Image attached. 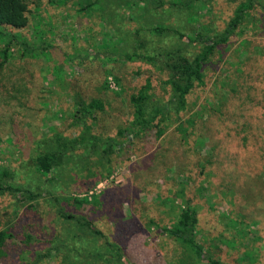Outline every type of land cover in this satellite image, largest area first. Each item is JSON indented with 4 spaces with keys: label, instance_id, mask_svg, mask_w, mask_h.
<instances>
[{
    "label": "rangeland",
    "instance_id": "1",
    "mask_svg": "<svg viewBox=\"0 0 264 264\" xmlns=\"http://www.w3.org/2000/svg\"><path fill=\"white\" fill-rule=\"evenodd\" d=\"M239 1L215 0L201 10V19L209 28L222 29ZM38 4V9L33 4L28 7L32 12L27 13L29 23L25 27L7 28L16 38L10 42V57L0 70V173L8 172L0 181L34 194L50 193L26 197L23 202L15 195H0V229L14 235L3 246L0 264H84L82 258L70 260L64 253L66 245L61 250L57 248V237H76L78 226L60 217L55 203L49 201L53 197L61 200L60 208L65 213L80 212L112 235L123 253H131L138 264H161L155 256L160 257L163 249L170 254L167 259L183 257L184 248L171 239L172 244L162 229L175 223L183 205L188 204L198 212L196 231L204 250L228 264H264V247L259 246L264 245V230H257L259 223L264 225V202L253 201L236 208L230 193L220 192L213 177L214 140L208 138V133L218 135L224 126L217 121L213 125L208 108L198 112L200 105L210 102V96L215 94L213 85L225 65L235 74L230 86L239 84L238 77H242L252 95L250 84L256 83L250 79V71L244 76L234 73L238 66L235 62L243 60L235 58L234 44L222 60L218 53L207 63L211 88L200 95L193 92L189 98L186 117L193 116L197 121L189 128L191 133L175 129L177 124L172 121L160 136L155 129L128 142L116 130L131 120L127 116L130 95L144 80L148 66L134 62L140 57L128 58L127 54L173 45H181L193 54L200 49L198 44L186 38L178 41L173 36H155L149 29L154 24L172 25L191 35L187 29L191 23L182 13L168 8L153 10L137 0H99V6L86 11L79 10L73 0H39ZM135 27L140 28L138 35L146 41L142 49L135 46ZM4 38H0V48ZM251 41L259 49L256 42L264 41V37ZM23 43L33 50H27ZM227 61L234 63L229 65ZM73 89L80 90L85 98L96 97L104 102V111L95 110L93 118L87 119L91 124L89 133L99 134L101 146L92 148L87 144L67 151L59 166L48 174L41 173L30 160L39 152L38 141L55 131L69 138L79 136L84 129L71 124ZM260 114V108L250 112L254 121ZM209 115L212 130L207 133L202 125ZM230 119L233 122H222L234 131L243 116ZM236 131L240 132L239 127ZM110 138L116 149L110 157H102V147ZM88 170L94 172L91 177L100 179L93 188L86 189L90 185V179L85 177ZM83 196L94 201L79 207L72 198ZM26 233L31 239H26ZM87 241L82 236L67 245L80 250ZM38 252L50 255L36 259ZM195 264L208 262L203 257Z\"/></svg>",
    "mask_w": 264,
    "mask_h": 264
},
{
    "label": "trees",
    "instance_id": "2",
    "mask_svg": "<svg viewBox=\"0 0 264 264\" xmlns=\"http://www.w3.org/2000/svg\"><path fill=\"white\" fill-rule=\"evenodd\" d=\"M98 1L73 0L74 4L79 6L78 9L82 11L99 6ZM137 1L152 6L153 10L168 8L184 14L187 22L191 23L190 27H187L191 35H186L172 25L154 24L149 29L154 32L155 36L159 37L173 36L178 41L186 38L189 42L198 44L200 49L191 54L189 51H184L181 45H173L158 51L147 49L144 53L132 52L127 54L128 58L131 56L140 57L134 62L144 63L148 66V69L136 92L130 95L127 116L131 120L124 123V127L118 128L116 134L125 136L128 142L132 139L134 141L139 136L155 129L156 135L160 136L172 121L173 124H177L175 129L177 128L184 134H187L188 130L191 133L192 130L189 128L195 126L197 121L193 116L186 117L189 98L193 92L194 95H200L201 92H206L211 88L207 78V63L212 56L218 53L219 60H222L227 49L234 44L232 51L235 58L242 57L241 60L243 59L240 64L237 61L235 62L238 66L235 68L234 73L244 76L250 71V79L256 83L250 84L253 89L252 95L246 89V82L242 77H238L239 84L230 86V82L235 79V74L229 72V68L225 65L221 73L217 75L213 85V87H216L215 94L210 96V102L200 105L198 112L202 108H208L212 111L213 125L217 121L224 126L220 134L209 135L208 132L212 130L209 125L212 116L209 115L203 125L201 124L205 132L208 133V138L211 137L214 140L212 149L214 156H216V165L213 166V177L217 180V187L221 190L220 192L226 193V195L227 192L230 193L236 208L251 205L253 201L262 200L264 202V69H262L264 61H260L261 59L264 60V41L256 42L260 46L259 49H256V45L251 41V39L257 37H264V2L240 0L232 17L224 27L222 29H212L201 19L203 16L201 10L209 7L215 0ZM38 2L39 0H0V38L5 37V43L0 48V70L10 57V42L16 38L7 32V28L20 29L25 27L29 23L27 13L32 12V9L28 7L33 4L38 9ZM134 4L138 3L135 2ZM250 21L252 22L249 24ZM149 23L151 22L149 21ZM135 28V30L132 29L136 35L135 46L137 49H142L146 46V41L138 35L140 28ZM112 34H115V31H112ZM23 45L27 50H33L32 46H27L25 43ZM46 50L43 49L42 52H46ZM227 63L232 65L234 62L227 61ZM154 75H157L159 80L157 77L153 78ZM156 80L159 81L158 84H155ZM71 101L73 105L71 124L82 125L84 129L79 136L69 138L63 136L59 131H55L51 136L43 137L38 141L39 152L30 157V160L32 165L41 173L48 174L59 166L66 157L67 151L87 144L92 148L98 145L101 146L102 141L99 134L89 133L91 124L87 123V119H89L88 117L93 118L95 110L104 111V102L96 97L85 98L82 92L76 89L72 90ZM257 108L261 109V114L260 117H257L258 121H254L250 112ZM173 115L174 117H172ZM241 115L243 120L234 125V131L233 127L230 129L222 122H233L230 118H239ZM236 120L234 119V121ZM238 127L240 132L236 131ZM248 129L250 130L247 131ZM127 131H132V134L126 135ZM115 149L116 145L113 143V138L108 139L105 146L102 147V157L103 155L106 158L110 157ZM109 173L110 170L106 173V176ZM92 175H94V172L88 170L85 177L88 176V179H90V185L86 189L93 188L100 179L99 177H91ZM2 176H8V172L2 171L0 180ZM1 182L0 195H15L21 202L26 197L33 199L37 195L44 196L50 193L45 191L34 194L21 187L13 186L7 182L2 184ZM262 194L263 198L261 199ZM72 199L79 207L82 204L94 201L88 196ZM49 201L55 203L57 213L63 220L74 221L75 225L78 226V229L74 231L76 237L64 235L63 238L57 237L56 239L58 240V250L66 245L64 246L66 247L64 253L70 257V260L79 261L78 259L82 258L81 261H84V264H138L137 260L132 258L131 253L127 251L123 253L121 246L116 244L114 239L112 240V235L110 236L99 229L96 223L86 215L80 212L65 213L64 209L60 208L61 200L57 197H53ZM197 223V210L190 207L189 204L183 205L176 222L169 228L163 227L162 229V234H165L172 244L175 241L184 248L183 257L181 259L175 257L167 259L170 254H167L163 249L161 251L163 254L160 257L155 256V259L161 261V264H166L167 261L171 264H195V262L205 257L208 264H228L214 256L209 250H204L201 235L199 236L196 231ZM258 229L263 231L264 225L259 223L257 225ZM262 231L258 230L259 233ZM85 234L89 236L87 237ZM82 236H85L88 241L90 240V243L86 242L87 245L84 248L79 247L80 250H77L71 245H67L69 244L68 241L73 242V239H79ZM25 237L31 239V235L28 233ZM13 238V233L8 232V229H0V256L3 254V246L6 241ZM259 246L264 247L261 244ZM261 252L259 250V254ZM47 255L49 256L50 252H38L36 259H41Z\"/></svg>",
    "mask_w": 264,
    "mask_h": 264
}]
</instances>
